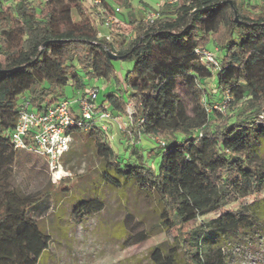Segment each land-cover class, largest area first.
<instances>
[{"label": "trees", "instance_id": "16d2710c", "mask_svg": "<svg viewBox=\"0 0 264 264\" xmlns=\"http://www.w3.org/2000/svg\"><path fill=\"white\" fill-rule=\"evenodd\" d=\"M247 1L176 0L148 24L132 15V0H109L129 9L128 32L112 24L104 40L96 37L103 16L83 0H0V264H40L51 243L36 218L51 192L11 184L27 153L10 142L21 106L43 112L66 99L68 86L83 92L92 81L114 84L115 61L132 69L119 87L102 90L96 110L125 119L119 133H130L134 161L121 163L96 116L68 134L93 149L100 183L134 186L155 207L160 228L173 230L171 241L148 252L149 264H226L218 242L260 226L255 212L264 191V0ZM209 46L215 64L197 52ZM142 136L164 141L146 149ZM28 170L35 174L36 165ZM67 182H59L55 199L71 197ZM100 208L96 199L73 205L76 213ZM149 236L142 229L131 244Z\"/></svg>", "mask_w": 264, "mask_h": 264}, {"label": "rangeland", "instance_id": "374dc122", "mask_svg": "<svg viewBox=\"0 0 264 264\" xmlns=\"http://www.w3.org/2000/svg\"><path fill=\"white\" fill-rule=\"evenodd\" d=\"M247 2L253 4L257 0ZM132 3V15L143 17L162 0H132ZM128 12L129 9L121 7L118 15L127 16ZM122 29L128 32L123 26ZM208 50L216 51L212 46ZM114 65L117 81L110 85L119 87L121 77L132 69L133 63L115 61ZM91 85L100 86L102 90L110 87L102 81L89 82L88 86ZM207 85L216 93L214 79L208 80ZM76 93L69 86L65 88L68 99H72ZM230 113V110H225V115ZM109 125L107 134L111 147L119 154L121 163H132L134 158L128 154L132 137L128 131L119 133V127L126 125L125 119L117 117ZM161 141H164L163 137L142 136L140 146L149 149ZM19 154L25 152L19 151ZM25 155L21 164L14 168L12 186L26 192L49 190L52 195L58 194L60 183L52 181L46 167H43L42 159L37 155L35 158L34 154ZM32 165H36L35 174L28 170ZM62 166L69 173L65 184L71 197L64 193L57 199L47 195L36 209V218L51 238L48 252L40 264H149L148 252L165 238L171 241L173 230L166 233L160 228L155 207L134 186L126 185L118 190L98 181L99 161L85 139L72 138ZM79 199H96L101 203V208L76 213L73 205ZM248 203L250 200L243 201V204ZM255 216L260 225L256 230L228 235L218 242L217 245L225 251L226 264H264V191L259 197ZM120 226L124 227L127 236L119 235ZM142 229L149 230L151 236L139 245L131 244V237Z\"/></svg>", "mask_w": 264, "mask_h": 264}, {"label": "built area", "instance_id": "2783aa9c", "mask_svg": "<svg viewBox=\"0 0 264 264\" xmlns=\"http://www.w3.org/2000/svg\"><path fill=\"white\" fill-rule=\"evenodd\" d=\"M33 1V0H28ZM104 0H83L86 5L94 6L103 16V22L96 33L98 39L109 40V34L102 32L112 24L125 27L127 24L119 21L115 17L121 13V7L111 4L112 12L107 11L103 6ZM176 0H162L161 4L147 11L144 15V22L152 24L161 16V5L173 4ZM216 50V49H215ZM207 64H215L214 53L202 49L197 51ZM102 92L100 86H88L83 92H77L72 99H62L56 104L48 107L45 111L39 112L31 108L28 103H24L20 108V113L13 130L10 133V142L14 149L40 156L45 159L49 175L53 182H60L69 176L62 166L63 157L69 151L71 136L68 130L74 126H80L82 122L89 121L96 116L100 128L108 137L110 121L118 116L113 114L109 108L103 107L96 110V102ZM220 110H224L221 107ZM163 144L162 142H160Z\"/></svg>", "mask_w": 264, "mask_h": 264}, {"label": "crops", "instance_id": "0c3cea01", "mask_svg": "<svg viewBox=\"0 0 264 264\" xmlns=\"http://www.w3.org/2000/svg\"><path fill=\"white\" fill-rule=\"evenodd\" d=\"M114 5V4H113ZM155 7H156V5H155ZM154 7V8H155ZM117 19L119 20V21H122V22H124L125 24H127V19H128V13H127V16H124V15H117ZM107 31V29H102V32H106ZM19 152V151H18ZM35 157H36V155H35ZM38 157V156H37ZM39 158H41L42 160H44L45 161V159L44 158H42V157H39Z\"/></svg>", "mask_w": 264, "mask_h": 264}, {"label": "water", "instance_id": "95a60500", "mask_svg": "<svg viewBox=\"0 0 264 264\" xmlns=\"http://www.w3.org/2000/svg\"><path fill=\"white\" fill-rule=\"evenodd\" d=\"M109 57L112 59V60H117V59H120L121 57H117L111 53H109Z\"/></svg>", "mask_w": 264, "mask_h": 264}]
</instances>
